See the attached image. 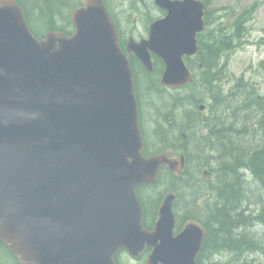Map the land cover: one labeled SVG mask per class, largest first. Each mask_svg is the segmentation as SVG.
Listing matches in <instances>:
<instances>
[{
  "label": "water",
  "instance_id": "obj_1",
  "mask_svg": "<svg viewBox=\"0 0 264 264\" xmlns=\"http://www.w3.org/2000/svg\"><path fill=\"white\" fill-rule=\"evenodd\" d=\"M73 32L36 38L15 0H0V244L18 264H117L120 252L144 264H196L206 232L187 221L174 234L167 192L151 230L137 190L161 167L176 176L184 159L144 156L133 74L104 0H80ZM165 16L128 50L159 83L177 89L192 76L201 0H154ZM204 105L199 106L203 111Z\"/></svg>",
  "mask_w": 264,
  "mask_h": 264
},
{
  "label": "trees",
  "instance_id": "obj_2",
  "mask_svg": "<svg viewBox=\"0 0 264 264\" xmlns=\"http://www.w3.org/2000/svg\"><path fill=\"white\" fill-rule=\"evenodd\" d=\"M15 1L36 38L51 30L70 35L71 13L81 5L80 0ZM104 1L112 14L115 7L111 2L121 8L124 0ZM125 2L129 10L139 5V0ZM251 11L240 14L224 28L211 29L207 45L199 52L203 69L196 72L197 79L180 89L181 92H168L160 86L159 64L153 74L141 65H133L134 75L137 70L142 80L141 86L136 87L137 96L144 109L145 122L151 126L144 136L145 153L172 148L180 150L186 159L181 180L162 169L153 185L138 188L143 225L151 229L163 193L174 191L176 230L182 221L191 219L200 222L207 232L196 264H264V233L259 237L254 230L264 232V96L243 79L237 80L225 95L220 88L223 75L220 58L238 48ZM206 91L211 94L212 104L203 116L198 105L204 104L202 95ZM249 106L251 110L247 111ZM239 117H243L240 130L237 128ZM205 168L214 174L213 183L210 179L202 182L201 173ZM205 183L211 184L203 190ZM248 185L255 186L263 198L257 195L259 198L254 201L247 192ZM2 250L18 264L0 244ZM247 256L258 258L242 259ZM116 262L122 264L119 257Z\"/></svg>",
  "mask_w": 264,
  "mask_h": 264
},
{
  "label": "rangeland",
  "instance_id": "obj_3",
  "mask_svg": "<svg viewBox=\"0 0 264 264\" xmlns=\"http://www.w3.org/2000/svg\"><path fill=\"white\" fill-rule=\"evenodd\" d=\"M126 3L127 2H125V0L122 1V7L119 8L116 7L113 2H111L113 7H115L114 9L117 11L126 9ZM210 6L211 10H219L220 8H222L221 14H224L222 25L224 26L232 24L235 21V18L240 14L253 9V11H251L252 14L250 19L244 25V36L239 41L238 48L234 49L232 52L224 56V59H222L221 61V64L225 65V69L224 76H222V83L220 88L225 95L232 90L237 80L243 79L244 82L253 85L259 95L264 96V0H211ZM147 13H149V10L147 11ZM152 14L154 15V17L160 15L157 9L154 11V13L152 12ZM122 16H125V14L121 15V17ZM131 17L133 18L132 15ZM142 24L143 23H141L137 27V30H140V32H143L144 30ZM169 91L173 92V90ZM174 92H181V90ZM210 95L211 94L209 91H206L202 95L204 98L203 102L207 106L212 104ZM248 110H251V106L247 107V111ZM207 114L208 111H205L203 113V116H206ZM241 120H243V117L240 118L238 123L239 126H237L239 130L243 126L242 122L240 123ZM147 126L148 129L151 128L149 124H147ZM213 181V178H211V183H213ZM211 183L202 184V189H207L206 187H208V185H210ZM248 190L249 191L247 192H249V195L253 196L252 199L254 201L255 199L259 198L260 195L255 186L252 187L248 185ZM260 197L263 198V195ZM254 230L257 231V235L259 237L264 233L261 229ZM118 256L119 261L122 264H142V262L132 260L124 251L121 252V254ZM252 258L258 257L247 256L246 258L243 257L242 259L251 260ZM223 259L227 260V257H223ZM0 264H15V262L9 257L6 251L2 250L0 251Z\"/></svg>",
  "mask_w": 264,
  "mask_h": 264
},
{
  "label": "flooded vegetation",
  "instance_id": "obj_4",
  "mask_svg": "<svg viewBox=\"0 0 264 264\" xmlns=\"http://www.w3.org/2000/svg\"><path fill=\"white\" fill-rule=\"evenodd\" d=\"M201 1L203 3V12H204V14H203V21H204V27H203V30L201 32H199L197 34V36H196V40H197V52L193 56L184 55L183 58H182L184 64L186 65L187 69L191 73L192 79H191L190 83H188L187 85L183 86L182 88L173 89V91H180V89H184L185 87H187L188 85H190L192 83L193 79L196 76V72H199L200 70L203 69V65L199 62L200 61V58H198V57H199V52H201V49L204 48L203 46H206L207 45L206 42L211 37V29H213V28H220L221 29V28L226 27V26L222 25L223 18H224V14H221L222 8H220L219 10H211L210 9V7H211L210 6L211 5V0H201ZM156 9L160 13V15L157 16V17H154V15L152 14V12L154 13V11ZM148 10H149V13H147ZM108 13H109V15L112 18V21H113V23H114V25L116 27V30H117V33H118V36H119V47H120L121 51L123 52V54L127 57L128 61H129L130 68H131V71H132V74H133L134 92H135V97H136V102H137V110H138V122H139V128H140L141 138H142L143 145H144L143 154H144V156H151V155H155V154H160V153H165L167 151H171L172 152L171 157H177L178 159L183 158L184 159V169H183V172L181 173L180 176L174 175L172 172H170L165 167H161L160 168V170L165 169L169 173H171L174 177H176V178H178V179L181 180L182 179V174L184 173L185 168H186V159H185V156L182 154V152L180 150H175V149H172V148H168V149H166L164 151H160V152H157V153H149V154L145 153V145L146 144H145V137L144 136L147 135L148 126L146 124L147 122H145L144 109L141 108V103L139 102V99H138V96H137V92H136V87L137 86H141L142 80H141V77L138 75L139 73H137V70H136L135 75H134L133 65L138 64V65H141L143 68H144V66L137 59V57L133 53L129 52V50H128V46H129L130 43H132V41L133 42H136V43H139L141 40L147 39L150 24L152 22H154L155 20H158V19L163 18L165 16V11L159 9L155 5L154 0H151V1L139 0L138 7L134 8V9L129 10V7L127 6L126 9H124V10L117 11V10L113 9L112 14H110V12H108ZM126 13H127L128 16L126 15ZM124 14H125V16H122L121 17V15H124ZM129 15L130 16L131 15L133 16V18L131 17V20L129 19V17H130ZM141 23H143L142 24V27H144V30H143L144 33L143 32H140V30H137V27ZM222 59H224V56L220 58L219 64L221 66H222V64H221ZM151 61L153 63V72H154V69L156 68V65L157 64H159V67L162 69L161 73H159L158 76H157L158 83H159L160 77H161V75H162V73L164 71V64H163V62L158 57L154 56L153 54H151ZM224 69H225V65H223V75L222 76H224ZM153 72L152 73H149V74H153ZM195 79H197V78H195ZM166 91L171 92V91H169V89H166ZM200 105H204L205 109L203 111H200L199 110V106ZM198 111L201 112L202 114L205 111H208L207 105L206 104H199L198 105ZM182 138L183 139H186V136L183 135ZM160 170H159V172H160ZM211 178H213V180H214V174L211 171H209L207 168L203 169L202 170V173H201V180H202V182L204 183L208 179L211 180ZM142 186H150V185H142ZM142 186H140V187H142ZM170 191H172V190H168L167 192H170ZM167 192H164L163 193V195L161 197V200L159 202V205H160V203H161L164 195ZM172 192H174V191H172ZM175 201H176V199H175ZM175 201H174V203H175ZM159 205H158V207H159ZM158 207H157V210H158ZM173 208H174V204H173ZM173 208H172V211H173ZM157 210H156V213H157ZM156 213H155V217L153 219V222L151 224V229L153 227V224H154V221H155V218H156ZM173 216H174V219H175L174 234L179 233L182 230V227L184 226V224L187 221H195V222H198L196 220L185 219L184 221L181 222L180 229L179 230H176L177 220H176L174 211H173ZM198 223H200V222H198ZM204 229H205V227H204ZM205 232H206V229H205ZM206 236H207V232H206ZM206 236H205V238H206ZM205 238H204V240H205ZM203 243H204V241H203ZM202 246H203V244H202ZM201 250H202V248H201ZM201 250L199 252V256L201 254ZM150 252H151V248H146L145 252L140 256V258L138 259V261L139 262H142V264H144V261H145L146 257L150 254ZM199 256H198V258H199Z\"/></svg>",
  "mask_w": 264,
  "mask_h": 264
}]
</instances>
